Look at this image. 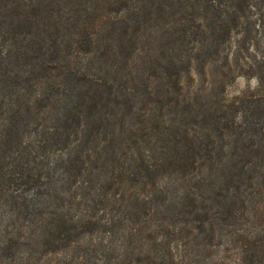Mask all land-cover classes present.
I'll return each instance as SVG.
<instances>
[{
	"label": "trees",
	"instance_id": "obj_1",
	"mask_svg": "<svg viewBox=\"0 0 264 264\" xmlns=\"http://www.w3.org/2000/svg\"><path fill=\"white\" fill-rule=\"evenodd\" d=\"M251 1L0 0V257L80 235L101 264H201L203 228L258 216L264 103L236 123L204 90L264 81Z\"/></svg>",
	"mask_w": 264,
	"mask_h": 264
},
{
	"label": "rangeland",
	"instance_id": "obj_2",
	"mask_svg": "<svg viewBox=\"0 0 264 264\" xmlns=\"http://www.w3.org/2000/svg\"><path fill=\"white\" fill-rule=\"evenodd\" d=\"M251 2V4H256V8L251 9L250 13H248L250 22L256 26L253 34H251L253 35L251 44L256 43V47L254 46L252 49L257 54V59H260L261 56L263 59L264 0H252ZM260 7L261 11L259 12ZM251 44L249 45L250 47ZM249 52H252L251 49H249ZM238 74L236 73L233 80L223 79L219 83L214 82V80L218 79L217 77L212 76V74L207 75L206 80L212 83V87L208 88L206 86L204 88L207 92L213 93L217 101H219L220 115L223 118H233L235 122L237 121L236 123H240L241 118L256 117H252L251 113L249 114L247 111L251 101L258 99L261 101L259 103H264V81L258 82L253 72H247L244 75ZM262 118H264V110ZM31 194V191L27 190L26 195L30 197ZM261 195L263 196L259 197L261 209H258V216H252V213H250L246 220H243L232 228L223 225L218 227L216 223L213 224L210 230L208 227L203 228L205 235H199L197 238L199 248L198 259L201 261V264H236L238 256V254L236 256V249L242 245H251L257 248L259 250L258 253L264 258V190ZM211 231L213 232L211 233ZM227 235L228 238L226 239ZM97 237L99 236H91L89 239V237L79 235L76 242L77 256L79 258H72L65 251L36 246H33V249L29 251V258H22V250L12 247L6 254L0 257V264H62V262L66 264H101V256L99 254L90 256L84 252V248L89 246V244L96 246L95 244L98 243ZM72 239L74 242V238ZM172 246L174 247L175 244ZM227 249H230L229 253H225ZM111 264L114 263L111 262Z\"/></svg>",
	"mask_w": 264,
	"mask_h": 264
}]
</instances>
